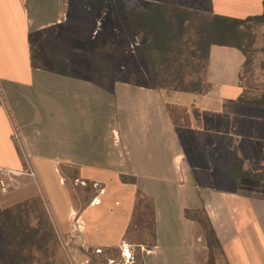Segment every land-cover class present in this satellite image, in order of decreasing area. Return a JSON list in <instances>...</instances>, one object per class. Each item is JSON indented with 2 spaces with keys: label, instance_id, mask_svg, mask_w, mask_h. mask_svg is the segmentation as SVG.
Instances as JSON below:
<instances>
[{
  "label": "crops",
  "instance_id": "0c3cea01",
  "mask_svg": "<svg viewBox=\"0 0 264 264\" xmlns=\"http://www.w3.org/2000/svg\"><path fill=\"white\" fill-rule=\"evenodd\" d=\"M72 2L0 0V166L20 169L29 162L36 173V180L23 177L18 189L0 193V209L46 195L57 236L68 234L69 213L78 212L84 244L77 249L80 243L72 241L69 248L77 260L88 248L131 247L126 234L141 195L152 203L154 229L143 264L207 262L213 248L196 212L213 232L221 264H264V181L231 172L234 157L243 170L264 171V105L245 100L244 54L211 45L200 93L128 76L125 54L103 86L95 48L104 52L112 45L127 53V40L136 50L141 36L128 32L125 0H113L117 11L104 33L96 28L104 10L92 12L88 3L72 21ZM210 3L213 14L234 19L264 11V0ZM68 22L73 42L86 50L81 61L70 51L55 54L67 60L69 75L32 66V37ZM261 60L259 93L264 52ZM71 181L93 188L82 207Z\"/></svg>",
  "mask_w": 264,
  "mask_h": 264
},
{
  "label": "trees",
  "instance_id": "16d2710c",
  "mask_svg": "<svg viewBox=\"0 0 264 264\" xmlns=\"http://www.w3.org/2000/svg\"><path fill=\"white\" fill-rule=\"evenodd\" d=\"M106 0H88L91 11L96 12L98 7L106 4ZM192 0H159L151 4L144 5L140 0H125L121 2L122 10L127 16V29L131 36L140 35L141 45L135 50L138 59L141 60L139 68L135 71L127 72L128 76L145 75L154 85L159 87H171L175 90L200 93L204 90L205 84L201 77L193 78L197 74V67L203 70L208 60L209 47L213 44L232 46L239 49L245 56V62L242 67V74L251 65L252 58L257 50L253 47L254 31L256 25L264 24V11L260 15L248 17L246 19H234L217 14L211 11L210 0H203V9L199 3L190 6ZM189 26L191 31L193 50L190 53L189 63H181L179 55L183 49L182 38L185 29ZM186 44V43H185ZM48 50V49H45ZM95 51L100 55L99 61V80L103 86L106 82L103 78H108L114 72L113 64L122 56V51L117 47L109 45L104 52ZM264 48L262 49V53ZM44 57L34 59L32 53V66L44 70L52 71L62 75H69L70 68L67 60L58 55H52L47 51ZM194 60V61H192ZM189 66V72L185 75L182 70ZM259 68H263L262 60L259 61ZM186 76V77H185ZM191 77L188 79V77ZM187 78V79H185ZM242 75L240 76V80ZM249 103L264 105V92L257 98H246ZM231 172L235 177L255 178L264 181V171L258 174H252L243 170L241 162L234 157ZM150 203V237L154 242L153 229V207ZM33 203H41L39 198H34ZM19 204H16L20 205ZM137 203L135 212L137 210ZM42 221H38L35 226L22 222L19 214H14L10 208L0 209V240H5L2 251L7 252L8 256L2 257L1 264H33L36 261L32 253L33 250H47L50 242L56 243V237L49 216L46 211L40 210ZM196 214H200L196 212ZM195 215V214H194ZM201 215V214H200ZM198 221L206 229L207 240L214 241L213 232L210 230L207 222ZM149 244L146 248L153 246ZM215 243V242H214ZM138 245H143L139 243ZM45 248V249H44ZM138 248H140L138 246ZM147 248V249H148ZM28 251L29 255L21 253Z\"/></svg>",
  "mask_w": 264,
  "mask_h": 264
},
{
  "label": "rangeland",
  "instance_id": "374dc122",
  "mask_svg": "<svg viewBox=\"0 0 264 264\" xmlns=\"http://www.w3.org/2000/svg\"><path fill=\"white\" fill-rule=\"evenodd\" d=\"M148 4H151L154 0H145ZM197 2L200 5V8L203 9V0H192L190 2V6L197 4ZM72 8L70 10V18L73 21V17L75 16L74 12H79V7L81 6H87L88 0H73L72 2ZM144 4V5H146ZM113 0L110 2H107L105 5L100 6L96 12H100L102 10L103 13L101 14L100 19L97 20L96 28L99 32H105L109 30V26H111L112 18L110 17L111 14L117 9L114 7ZM86 8V7H85ZM89 9V8H88ZM76 20H74V23ZM263 24L256 25L253 28L254 31V44L253 47L257 52L255 53L254 57L252 58L251 65L245 70V72L242 74L241 83L246 88V98H257L261 93H259V90L262 89L263 86V80L261 76V70L259 68V61L262 57V49L264 48V28ZM71 23H66L64 25L56 27V29H53L49 32H44L39 35H35L32 37V53L34 55V59H38L37 57H44V53L48 50L52 52V55L55 54H63L68 53L69 51L73 54L74 58L77 61H81V59L85 56L84 53L86 52L83 44H76L73 42L72 38V32H71ZM99 28V30H98ZM189 26H187V29H185L183 38H182V44L183 51L177 55L179 56V61L181 63H189L191 60L190 53L193 50V44L192 39L190 38L191 31L189 30ZM82 42V41H81ZM131 40H127V53L124 57L125 60H120L123 63H126L127 66V72L135 71V61L137 63L140 62V59H137L138 57L135 54V45L131 44ZM186 43V44H185ZM48 49V50H45ZM134 51V52H133ZM140 60V61H139ZM124 61V62H123ZM194 61V60H192ZM195 62V61H194ZM189 66L187 64V67L183 68L182 72L186 75L189 72ZM145 71V69H142ZM202 75V69L197 67V74L193 76L200 77ZM186 77V76H185ZM188 77V76H187ZM187 79V78H185ZM188 80V79H187ZM68 176H73V172L68 169L66 171ZM68 187L71 190L72 197L74 199V202L77 204L78 207L84 206L89 201V198L93 192V188L88 183H79L76 181H71V183H68ZM33 190L36 192L35 187L33 186ZM38 191V188H37ZM40 191V190H39ZM38 193V192H37ZM22 195V192H20ZM40 196L42 197V193L39 192ZM9 197V196H5ZM1 198V195H0ZM43 200L40 198L41 203L36 204L32 201H24L21 202L19 205H14L10 209L14 214H19L22 217V222L28 223L31 226H35L38 221H42V217L40 214V210L46 211L48 214L49 203L46 195H43ZM5 199V198H4ZM47 201V205L45 203ZM137 210L134 214V217L132 219L130 229L128 230V234H126V242L130 244L131 247L127 249H120L119 247H111V248H88L86 250H83L79 255V258L75 260L71 255L69 254V248L70 244L68 246V250L64 249L61 243L58 240V236L55 232V228L51 223V227L53 229V232L55 234L57 242L54 244L52 242L49 243L47 250H33L31 254L34 255L36 261L33 264H143V254H145V250H148L146 248L147 245L152 244V239L150 237V224H151V209H150V203L148 200L142 197H137ZM49 216V214H48ZM196 217L199 220H203L202 215H192ZM205 235L206 229H204ZM77 241V240H73ZM78 242V241H77ZM210 247L213 248V253L209 254V259L204 264H221L220 259V253L217 250V247L213 240L207 241ZM142 243L143 245L138 248V244ZM5 245V240H0V260L2 257L8 256L7 252L2 251L3 247ZM75 247H77V244H74ZM81 245V244H80ZM78 248H82L83 245H81ZM45 249V248H44ZM63 250V253L65 254L64 258L61 256L60 251ZM78 252V251H77ZM22 255H29L28 251H24L21 253ZM58 258V259H57ZM57 261V262H56ZM223 263V262H222ZM1 264V262H0Z\"/></svg>",
  "mask_w": 264,
  "mask_h": 264
},
{
  "label": "built area",
  "instance_id": "2783aa9c",
  "mask_svg": "<svg viewBox=\"0 0 264 264\" xmlns=\"http://www.w3.org/2000/svg\"><path fill=\"white\" fill-rule=\"evenodd\" d=\"M14 141L18 140V134L14 132ZM29 177L36 180V173L31 163H27L24 168L15 169L11 167L0 166V193L8 194L20 187L21 179ZM85 226L81 216L76 211L69 213V232L67 235L58 233V240L64 249L68 250L69 244L73 240H77L81 245L84 244ZM122 246H125L123 244ZM122 250L124 247L121 248Z\"/></svg>",
  "mask_w": 264,
  "mask_h": 264
}]
</instances>
